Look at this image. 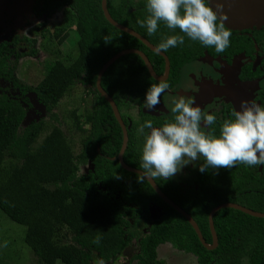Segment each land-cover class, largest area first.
I'll return each mask as SVG.
<instances>
[{"label": "trees", "instance_id": "16d2710c", "mask_svg": "<svg viewBox=\"0 0 264 264\" xmlns=\"http://www.w3.org/2000/svg\"><path fill=\"white\" fill-rule=\"evenodd\" d=\"M74 1L71 6L77 11L79 55L69 65L60 61L54 63L45 76L31 87L46 113L57 124L50 128L44 119H40L22 127L27 115L26 109L18 102L0 99V214L2 211L26 229L25 233L23 230L16 232L6 225L7 221L1 222V226L10 228H1L4 234L0 233V258L4 260L2 249L5 243L6 247L12 249L20 243L22 248L16 252H22L26 247L30 249L31 257L26 256L22 264L30 261L33 262L30 264H57L59 261L64 264H98L101 260L105 263L117 259L131 240L126 229L129 221L124 215L136 212L134 204L142 205L139 200L141 194L160 200L147 180L138 181L139 174L117 167V161L99 157L95 142L87 141L83 150L77 154L71 140L59 125L60 117L54 112V107L78 79L91 89L94 88L99 109L97 113L90 111L93 117L107 116L114 123V127L107 133L101 129L98 132L94 126L92 135H102L106 139V147H111L116 141L117 145L120 144L121 128L110 104L97 91V75L114 54L141 45L140 40L115 27L105 18L101 0ZM111 14L119 22L140 31L157 44L158 37L164 42L170 36L183 35L182 45L167 50L170 55L175 49L190 55L195 44L202 45L201 50L204 47L178 28L169 29L164 22L159 23L155 34L149 35L147 28L138 23L146 20L148 14L131 13L128 22L116 14L114 9ZM209 48L217 52L214 46ZM149 53L157 59L159 72H162L163 58L151 50ZM173 56V61L177 62V55L173 53ZM129 63L136 67L132 65V70H137L135 81H129ZM152 82L156 81L144 60L135 53L119 58L102 77V86L121 105L122 91L125 94L136 87L139 90ZM86 117L93 118L88 115ZM137 149L140 148L130 142L128 152L135 153ZM128 152L125 153L126 159H130ZM88 162L95 165V171L79 175V163ZM228 170L222 168L220 173L205 174L210 183L207 189L202 190L200 200L180 201L194 217L209 243L212 241L209 212L215 205L233 201L264 212V172H259L257 166L248 167L243 163ZM123 178L126 179L124 183ZM100 182L109 187V193L98 188ZM158 183L170 196L175 197V186L163 178H158ZM119 191L122 192L120 197H115V192ZM177 199L182 198L177 195ZM167 207L169 212L151 225L149 233L140 243V252L136 255L140 264H163V260L158 259V247L166 242L194 254L198 264H241L243 261L248 264H264V218L231 207L221 208L214 215L219 245L209 249L201 243L191 223L173 207L168 204ZM10 233L13 235L11 239Z\"/></svg>", "mask_w": 264, "mask_h": 264}, {"label": "flooded vegetation", "instance_id": "af4514ba", "mask_svg": "<svg viewBox=\"0 0 264 264\" xmlns=\"http://www.w3.org/2000/svg\"><path fill=\"white\" fill-rule=\"evenodd\" d=\"M1 2L2 3L0 4V99H6L8 101L18 102L20 105H22L25 108L23 103L24 102L29 103L30 99L26 97V95L29 94V92L33 93L36 99L39 101L36 93L31 89V87L36 85V83H38L45 76L46 72L51 68V66L54 63L60 61V62H64L66 65H69L79 55L77 11L71 6V4L75 1L74 0H1ZM107 7L110 14H111V10L114 9L115 13L127 19V22L129 21L128 18L131 17V13H141L142 15H146V14L149 15V13L147 12V0H107ZM101 9L103 15L105 16L103 10V0H101ZM142 12H144V14ZM73 19L75 21L74 27L69 25L70 21ZM121 24L131 28L125 23H121ZM225 28L231 31L230 48L229 50L224 51L222 53L214 52L210 50L209 47H205V46L201 50L200 47H202V45L195 44L193 45V47L189 52L190 55H188V53L185 54L186 52L184 53L180 49L179 50L175 49L172 52V55L173 53L177 55L178 61L176 62L175 60L174 62L173 59H175V56L172 57V55H170L167 51L166 52L162 51L167 55L170 64L168 76L165 79H163V81L167 82L170 85V87L161 95L160 103L156 106V109L150 110L145 107L144 103L146 99V93L152 84H158L162 80L156 79L151 75L146 63L145 65L150 75L153 77V79L156 82L149 83L147 87H141L139 90H137L136 87L133 91L130 90L129 92H125V94L124 91H122L121 94L123 98L122 105L118 103V101L116 100L113 94H111L108 90L104 88L116 102L122 117L123 124L125 126V130L128 134L127 145L122 155L125 164L129 165L130 167H135L142 170L140 168V164L142 161L143 146L146 137L151 132V129L144 128L143 132H141L140 131L141 126L144 125L146 121H152L153 127H162L165 123L174 122L176 114L172 113L171 111L172 107H174L173 102L179 101L181 98H183L186 102L192 101L191 106L199 107L204 114H212L216 117V122L210 127L203 124L201 125V131L205 133H209L214 137L220 136L221 127L225 120L235 119V117L232 115L234 112L237 111L235 102L232 99H230L231 97H229L230 95H228V92L226 93V91H228L232 85L240 84V83L246 84L248 87H245V89L242 90L241 89L238 90V92L240 91V95L245 93L248 95L249 102H255L261 106H264V25L259 27L258 26L246 27L243 29H231L225 25ZM135 31L141 34L142 36H144L149 42L154 44L157 48L158 45L163 42L162 41L163 39L158 37L159 43L157 44L153 40L147 38V36H145L140 31L137 30ZM136 38L141 41V45H138V47H129V48H136L143 51L151 61L152 66L156 71V73L160 77H164L166 74V62H167L166 58L162 55V53H159L158 51L151 49L141 39H139L138 37ZM72 40H75L73 44H72ZM149 50L158 53L163 58L164 68L162 72H159L160 66L158 63H156L157 59H155L151 55V53H149ZM72 51L76 52L74 56L70 55ZM40 52L44 55L43 61L39 63V65H41L43 69L42 71L41 70L37 71L36 75L37 74L41 75V78L37 82H35L34 80L35 76L30 71L24 75V74H20L18 72V69H19V65L21 64L24 58L26 57L28 58L30 56L37 57ZM130 54H134V53H129L126 55H130ZM70 56H72V58L67 59ZM129 64H130L129 73L131 75L129 81H135L134 78L135 76H137V70L136 71L132 70L133 69L132 65L134 66L133 63H129ZM134 68L136 67L134 66ZM97 79H98V75H97ZM77 81L80 82L79 80ZM80 84L84 85L87 88V94L91 96V106L90 108L86 109L85 114L74 112L72 117L73 118L72 120H74L73 125L70 126V125L61 124L62 130L65 132L66 135L69 130L72 131L74 130L76 131L77 134L80 135L81 138L79 139H81V147H80L81 149L79 152H77V154L83 150L84 145L87 141L95 142L96 145L95 150L96 153L99 155V157H104L106 159H109L110 161H117L119 162V164L116 165L117 167H123L124 169H126L125 166L121 163L119 157L125 139L122 124L115 116V113L113 111L110 102L98 90L97 80H96L97 91L110 104L114 116L118 122V125L121 128L122 137H121V143L119 142L120 144L117 145V141H116L112 143L111 147H106L107 142L102 135L100 137L99 136L94 137V135H92L94 126L97 128L98 132H100L101 129L102 132L107 133L110 129L114 127V123L112 119L107 116H103L99 118L96 117L95 115L93 117V113L90 111L97 113V109H99L98 108L99 101L95 93L93 92L94 88L91 89L90 86L82 82H80ZM14 88H18V89L21 88L24 95L21 96L22 93L19 96L13 95L12 93ZM73 88L74 86L72 85L71 88L64 93L61 100L65 95H67V93L71 92ZM56 108L57 106L54 107V112H56ZM76 114L79 116V118L76 116ZM86 115H88L90 118L92 117L93 118L88 119ZM130 142L135 143L136 146L139 147L140 149H137V152L135 151V153L134 151L128 152V149L130 147ZM127 152L130 153L128 155L130 159H126L125 153ZM203 161H204V157L201 156L200 159L197 160L196 162L189 163L187 166L183 167L180 174L177 175L180 176L179 177L175 176V180L173 178L167 180L170 183V185L175 186V189L177 191V193H175V197H173L172 195L170 196L166 190L162 189V187L158 183V178L156 180V183L159 186V188L169 198H171L176 204L184 208L180 204V201H183L185 199L192 201L200 200L202 197L201 194L202 190L203 189L205 190L209 187L208 184L210 183V179H207V176L205 174L207 173L217 174L220 173L222 169V168L220 169L209 168L206 171L201 172L200 165L203 163ZM88 164H92L93 168L90 169L87 173H89L90 171L93 172L95 171V165L92 162H88L86 164L79 163V170H78L79 175L87 174V173H80V171L82 166ZM248 167H255V166H248ZM225 169L226 168H224V170ZM226 170L229 172L228 169ZM257 170L259 172H264V165H258ZM194 174L196 177L195 179H193L195 181V185H194L195 187L193 186L194 188H192L193 194L192 195L190 193L186 194L185 192L186 186L183 182V179L187 177H191ZM160 179L162 180V178ZM118 180L121 179L118 178ZM125 180L126 179L123 178L122 183H124ZM98 185H99L98 188L100 190L109 193L110 189L107 185L105 184L103 185L101 182ZM151 187L153 188L152 185ZM235 190H237V188H235ZM120 192L121 191L115 192V197H120ZM155 192L157 193L160 200L156 199L155 197H149V196H145V194H141L139 197V200L142 202L141 206L131 203L134 204V209L136 210V212L133 213V215H129L128 213L124 215L125 218L129 221V226L126 229L131 240L124 253L120 255L117 259L113 260V264H129L134 262L140 264L139 260L136 258V255H138V253L140 252V248H141L140 243L142 239L149 233L151 225L157 219H160L162 216L166 215L169 212L167 204L171 206L166 200L163 199V197L159 195V193L156 190ZM177 195L182 199L178 200ZM223 195L225 194L223 193ZM226 202H233V201H225L222 203H226ZM222 203H219L214 207ZM233 203H238V202H233ZM186 211L190 213L188 210ZM150 213H153L156 219L149 221L151 215ZM140 218L147 219L149 224H147L148 228L145 229L146 234L145 235L143 234V236L139 238L138 242L136 243L134 241L136 237L135 232L131 230L132 228L131 220H134L132 221V223L134 222L137 223V221ZM167 243L173 245L171 242H166L161 244L160 246L165 245ZM207 243L212 245L213 237L211 243L209 242Z\"/></svg>", "mask_w": 264, "mask_h": 264}, {"label": "clouds", "instance_id": "9594fccd", "mask_svg": "<svg viewBox=\"0 0 264 264\" xmlns=\"http://www.w3.org/2000/svg\"><path fill=\"white\" fill-rule=\"evenodd\" d=\"M183 11V14H181ZM146 20H140L141 27L153 35L160 22L171 29H179L193 41L206 47H215L218 53L230 46L231 31L225 28L220 14L208 5L206 0H147ZM220 20V23L217 21ZM107 42V38H105ZM184 43L183 35H173L158 45V51H167ZM165 81L152 84L146 93L145 107L156 109L161 95L169 89ZM171 111L174 122L162 127H153L152 121L141 126L151 129L146 137L138 181L169 180L181 172L183 167L204 157L200 171L232 169L238 163L246 166L264 165V106L255 102L241 101V110L234 112V120H225L219 137L201 131V125L210 127L216 122L212 114H204L199 107H192V101L181 98L174 101ZM99 243V240L96 241ZM7 246V243L4 245ZM98 264H104L103 260Z\"/></svg>", "mask_w": 264, "mask_h": 264}, {"label": "rangeland", "instance_id": "374dc122", "mask_svg": "<svg viewBox=\"0 0 264 264\" xmlns=\"http://www.w3.org/2000/svg\"><path fill=\"white\" fill-rule=\"evenodd\" d=\"M207 1V0H206ZM69 25H71L72 27H74L75 25V21L74 19L70 21ZM264 25V24H262ZM261 25V26H262ZM71 28V27H69ZM68 28V30H69ZM76 32V31H74ZM78 38V37H77ZM75 42V40H72V44ZM60 50V49H59ZM76 54V52L72 51L70 55L74 56ZM72 56H70L67 59H71ZM44 55L40 52L39 55L36 57H26L22 60L21 64L19 65V69L18 72L20 74H26L29 71L35 76L34 80L35 82H37L40 78L41 75H36L37 71H42V67L41 65H39L40 62L43 61ZM234 67V66H233ZM78 79H76V82L73 84L74 88L72 89L71 92L67 93V95H65L63 97V99L58 103L57 108H56V112L59 114V121L60 124L59 125H73L74 120H72L73 118V114L74 112H78L81 114H85V111L87 108H90L91 106V96H89L87 94V88L80 84V82L77 81ZM22 93V94H21ZM13 95H24V93L22 92V89H18V88H14L13 89ZM24 97V96H23ZM26 97H28L30 99L29 103L24 102L23 105L26 108V118L24 120V123L22 125V127H25L27 125H29L32 122L38 121L40 119H44L47 123L46 125H49V127L51 128L53 124H57V121L52 119L50 117V115H48V113H46V110L44 108V106L36 99V97L34 96L33 93L29 92V94L26 95ZM31 103V105H30ZM68 138L71 140L74 150L75 152H79L80 151V147H81V138L79 134L76 133V131H72L69 130L67 133ZM93 168L92 164H88V165H84L81 167V171L80 173H87L90 169ZM180 174V173H178ZM177 174V175H178ZM176 177H179L177 176ZM195 174L191 177H187L183 179V182L185 184V192L186 194L190 193L191 195L193 194L192 188H194L195 186V181L193 179H195ZM175 180V177L173 178ZM193 181V182H192ZM194 186V187H193ZM3 217H2V215ZM0 214V224L2 221H7L8 226L12 227L13 229H15L14 231L19 232L23 230V233H25V226L24 225H20L14 221H12L7 215H5L2 211ZM150 218L149 221L156 219L153 215V213H150ZM6 219V220H5ZM131 220V225L132 228L131 230H133L135 232V239L134 241L137 243L139 238H141L143 236V234H146L145 229L148 228V220L145 218H140L137 223H132ZM1 226V225H0ZM8 226L2 225L0 227V233H3L1 231V228H8L10 229ZM4 234V233H3ZM13 235L10 233L9 234V239H11ZM21 244L17 243L16 246L14 247V249L10 248V247H4L2 250L4 251V259L0 258V264H22L23 261L25 260L26 256H30L29 250L26 247L22 252H16L17 249L22 248L19 247ZM24 248V247H23ZM158 257L159 259H162L164 261V264H198L197 261V257L194 254L185 252L183 250H179L176 247H174L173 245H171L170 243H167L165 245H162L158 248ZM123 259V258H121ZM100 260V259H99ZM113 262V260L109 261V262H105L104 264H111ZM33 263L32 261H30L28 264ZM57 264H64L63 262H57ZM129 264H137L136 262L134 263H129ZM241 264H248L247 261H243Z\"/></svg>", "mask_w": 264, "mask_h": 264}, {"label": "water", "instance_id": "95a60500", "mask_svg": "<svg viewBox=\"0 0 264 264\" xmlns=\"http://www.w3.org/2000/svg\"><path fill=\"white\" fill-rule=\"evenodd\" d=\"M207 2H208L210 7H212L215 11H217L220 14L221 18H223L225 16L227 17V19L224 20L223 22L228 28L243 29L246 27H253V26L259 27L262 24H264V0H207ZM1 3L2 2L0 0V4ZM103 10H104V14H105L106 18L108 19V21L111 24H113L115 27H117V28H119V29H121L127 33H130L131 35H134L135 37H138L147 46H149L151 49L158 51V48L154 44L149 42L144 36H142L141 34L136 32L135 30H133L127 26H124L123 24H121L117 20H115L108 10L107 0H103ZM158 52L162 53V55L166 58V61H167L166 62V74L164 77H160L156 73V71L154 70V68L152 66L151 61L149 60L148 56L143 51L136 49V48H127V49H124V50L117 52L102 66V68L99 71L98 79H97L98 90L110 102V104L113 108V111L115 113V116L117 117V119L120 121V123L123 126L125 139H124L123 148H122L120 156H119L121 163L125 166V168L127 170H130L132 172H136L139 174L142 173V170L135 168V167H130L129 165L125 164L123 161L122 155H123V152H124L126 145H127V141H128L127 135L128 134L125 130V126L123 124L122 117H121V114L119 112V109H118L116 102L111 97V95L104 89V87L101 84V81H102V76L105 73V71L108 69V67L111 64H113L115 61H117L120 57H122L126 54H129V53L139 54L144 59L145 63L147 64V67H148V69H149V71L153 77H155L156 79H159V80L165 79L168 76L169 69H170L169 60H168V57L165 53H163L162 51H158ZM245 87H248V86L244 83L235 84V85H232L228 91H226V93L228 92V95H230L229 96V97H231L230 99H232L235 102V106H236L237 111L241 110V101H245V100L249 101L247 94L244 93V94L240 95V91L238 92V90L245 89ZM149 182L151 183L153 188L159 193V195L161 197H163L164 200H166L172 207H174L177 211H179L192 224V226L194 227V229H195L200 241L202 242V244L209 249H215L218 246V235H217L215 225H214V215L221 208L231 207V208L241 210V211H243L247 214H250L252 216L264 218V212H262V211L253 210L249 207H245V206L238 204V203H233V202L222 203V204L214 207L209 214V224H210L212 237H213V244L210 245L207 243L206 239L204 238L202 231H201L198 223L196 222V220L193 218V216L190 213H188L184 208H182L180 205L176 204L171 198H169L159 188L156 181H149Z\"/></svg>", "mask_w": 264, "mask_h": 264}]
</instances>
